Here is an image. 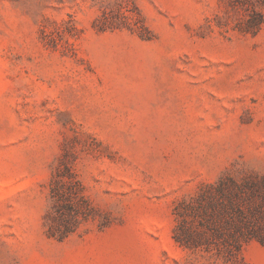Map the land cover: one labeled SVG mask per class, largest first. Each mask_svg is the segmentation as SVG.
<instances>
[{
    "label": "rangeland",
    "instance_id": "obj_1",
    "mask_svg": "<svg viewBox=\"0 0 264 264\" xmlns=\"http://www.w3.org/2000/svg\"><path fill=\"white\" fill-rule=\"evenodd\" d=\"M209 186H264V0H0V264H227Z\"/></svg>",
    "mask_w": 264,
    "mask_h": 264
},
{
    "label": "trees",
    "instance_id": "obj_2",
    "mask_svg": "<svg viewBox=\"0 0 264 264\" xmlns=\"http://www.w3.org/2000/svg\"><path fill=\"white\" fill-rule=\"evenodd\" d=\"M177 218L174 238L181 246L214 250L236 264L245 244L264 247V186H209Z\"/></svg>",
    "mask_w": 264,
    "mask_h": 264
}]
</instances>
